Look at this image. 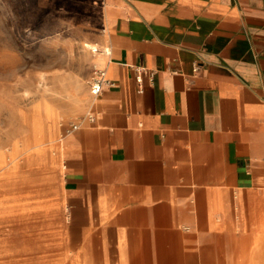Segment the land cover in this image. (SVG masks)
Here are the masks:
<instances>
[{
  "label": "crops",
  "instance_id": "crops-1",
  "mask_svg": "<svg viewBox=\"0 0 264 264\" xmlns=\"http://www.w3.org/2000/svg\"><path fill=\"white\" fill-rule=\"evenodd\" d=\"M100 3L114 84L19 170L0 150V253L17 228L49 264H233L264 235V0Z\"/></svg>",
  "mask_w": 264,
  "mask_h": 264
},
{
  "label": "rangeland",
  "instance_id": "rangeland-1",
  "mask_svg": "<svg viewBox=\"0 0 264 264\" xmlns=\"http://www.w3.org/2000/svg\"><path fill=\"white\" fill-rule=\"evenodd\" d=\"M100 8V0H0V150L9 167L19 170L41 148L26 137L51 116L63 129L81 118L95 54L83 44L96 42ZM18 182L13 187L23 191ZM23 233L6 234L19 250L0 253V264H49L51 253ZM232 263L264 264L263 233L249 236L248 252L244 243L233 250Z\"/></svg>",
  "mask_w": 264,
  "mask_h": 264
},
{
  "label": "built area",
  "instance_id": "built-area-1",
  "mask_svg": "<svg viewBox=\"0 0 264 264\" xmlns=\"http://www.w3.org/2000/svg\"><path fill=\"white\" fill-rule=\"evenodd\" d=\"M109 52V50L105 49L104 53L100 54H109ZM196 68L197 65L194 66V69ZM136 70L137 77L138 79H140L141 68L137 67ZM113 84V81L106 76V70L102 65H100L98 62L92 65V74L90 75L88 81V92L91 95L92 99H94L105 86H111ZM96 116L97 111L95 110L94 106H91L86 110L85 114L81 116V118H79L78 120H70L66 131L69 132L71 130L79 128L83 118H85V120L88 122H92L94 121Z\"/></svg>",
  "mask_w": 264,
  "mask_h": 264
},
{
  "label": "bare ground",
  "instance_id": "bare-ground-1",
  "mask_svg": "<svg viewBox=\"0 0 264 264\" xmlns=\"http://www.w3.org/2000/svg\"><path fill=\"white\" fill-rule=\"evenodd\" d=\"M85 47L90 46V43L88 41L84 42L83 44ZM96 46H91V49L96 53ZM105 49L109 50L107 46H102L101 50L98 53H104Z\"/></svg>",
  "mask_w": 264,
  "mask_h": 264
}]
</instances>
